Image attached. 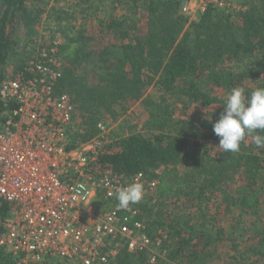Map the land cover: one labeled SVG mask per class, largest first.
<instances>
[{
  "label": "trees",
  "instance_id": "16d2710c",
  "mask_svg": "<svg viewBox=\"0 0 264 264\" xmlns=\"http://www.w3.org/2000/svg\"><path fill=\"white\" fill-rule=\"evenodd\" d=\"M48 2L0 0V129L5 111L15 107L1 94L8 66L15 67L13 73L24 67L28 56L22 57V53L32 50L27 44L36 35V24L42 21L45 10L39 6ZM128 2L130 9L145 6L146 28L136 33L127 25L116 31L123 42L101 48L95 47L88 25L104 27L101 32L121 28L117 18L99 15L105 0H79V10L52 7L58 13L55 31L61 40L41 47L55 46L57 56L67 64L57 89L71 96L81 116L82 130L69 136L68 148L97 135V123L104 111L115 117L117 108L113 106L126 109L131 102L142 101L149 110L150 134L132 133L116 140L102 149L98 160L124 175L143 173L149 180L158 178L160 197L193 194L205 202L198 218L200 225L194 226L189 218L183 225L177 220L172 226L178 244L167 253V260L173 263L190 258L191 264H209L217 255L214 248L218 243L230 238L235 251L229 255L232 260L228 264H264V227L248 230L249 225H243L249 245L242 249L234 241V229L228 232L212 226L204 217L209 201L219 193L228 206L234 203L241 213L249 210L259 215L264 207V153L256 150L252 136L264 135V130L246 135L242 142L250 140L249 150H222L215 162H208L200 151L202 140L219 141L213 124L223 111L227 93L242 87L250 96L254 89L264 87V0H245V9L237 12L212 5L193 20L180 12L181 0H145L142 5L141 0ZM18 29L23 35L17 34ZM236 58L234 69L230 64ZM247 79L255 83L249 86ZM148 87L159 94L158 100L145 97ZM213 106H217L216 111L211 110ZM237 176L244 181V192L233 196L222 185ZM9 213V204L0 202V233L5 231ZM196 240L201 246L193 249ZM145 255L124 247L116 258L119 264H141ZM13 263L11 255L0 249V264Z\"/></svg>",
  "mask_w": 264,
  "mask_h": 264
},
{
  "label": "built area",
  "instance_id": "2783aa9c",
  "mask_svg": "<svg viewBox=\"0 0 264 264\" xmlns=\"http://www.w3.org/2000/svg\"><path fill=\"white\" fill-rule=\"evenodd\" d=\"M181 1V12L196 17L212 5L227 4ZM37 51L34 56L28 49L22 70L9 72L1 87L4 100L15 107L5 111L0 129V202L10 206L0 249L11 255L13 264L64 259L105 264L118 253L113 243L121 241L132 252H153L139 207L119 209L114 193L134 180L146 190L159 181L143 173L124 175L98 160L109 130L106 122L97 123L94 138L68 148L76 107L68 93L57 89L61 58L55 46L39 45ZM100 197L113 203L103 212L95 205Z\"/></svg>",
  "mask_w": 264,
  "mask_h": 264
},
{
  "label": "rangeland",
  "instance_id": "374dc122",
  "mask_svg": "<svg viewBox=\"0 0 264 264\" xmlns=\"http://www.w3.org/2000/svg\"><path fill=\"white\" fill-rule=\"evenodd\" d=\"M48 1L49 2L46 5L40 4L39 6L42 10L45 9L43 11L41 10L42 21L36 24V35H34L32 40H30L27 44L28 46H31L34 56H38L37 50L39 48V45L41 46L44 43L46 45L56 42L59 43L61 40V34L55 31L57 27L55 17L58 14L55 9H80L78 5L79 0ZM128 1L129 0H105V4L101 7V14L99 15H101V17H105L106 15V17L113 16V18H117L121 23V28H115L112 31L108 28H105L101 32L100 29L104 27H100L96 23L93 24L92 27L88 25V31L91 32L93 36H95V47L101 48V46L105 44L119 45L121 42H123V40L120 39L116 31H119V29L123 30L125 27H128L127 25H129V30L135 31L136 33H140L141 30L146 28L147 11L145 9V6H142L140 10H138V8L130 9L131 4ZM144 1L145 0H141L142 3H140V5H142ZM243 2H245V0H227V4L221 8H225L227 11L237 12L239 10L245 9L246 6L245 4L243 5ZM52 7H55V9L53 10ZM124 15H127L128 17H124ZM188 17H190L192 20L196 19V16ZM108 22L110 21L108 20ZM17 34L23 35L22 29H18ZM23 43L26 44L27 42L25 43L23 41ZM25 50H27V47ZM25 55L29 57L27 51L22 53V57H25ZM60 62V68L64 73V69L67 64L62 59H60ZM236 62L237 58L230 64L233 67L235 66L234 69H237ZM8 69V73H12L15 70V67L9 65ZM253 83L255 82L252 80H246V84H248L249 86H252ZM222 92H220L221 95H223ZM145 97H152L154 100H158L159 94L153 87H148L145 90ZM114 107L117 108V116L114 117L113 115H111V113L104 111L103 118L98 121L106 122L109 126V130L103 134L105 137V144L103 148L110 143L116 142V140L130 136L132 133L148 135L150 134V128L148 125L150 116L148 107L145 103H142V101L131 102L127 105L126 109H122L120 105L113 106V108ZM216 109L217 106H213L211 110L216 111ZM80 126L81 116L79 111L76 109L73 125L71 129H69L68 135L70 136L76 130H82ZM193 139L194 138H191L192 141ZM202 141L204 145L201 146L200 151L205 154L208 162H215L216 160H218L220 153L222 152V149L218 147L219 141L205 139ZM248 143H250L249 139L245 143L242 142L240 145V150H249L250 146ZM256 150L264 153V148H256ZM156 171L159 174L161 172V168ZM153 179L158 180V178L155 177ZM243 183L244 181L237 176V178H235L233 181H230L227 184H223L222 186L224 191H227L228 193L230 192L233 196H238L244 192L243 189L245 185ZM222 199V193H219L216 194V197L212 198L209 201V207L208 210L205 211L204 216L205 219L208 220L206 223L210 222L212 226L218 225L228 232L229 230L234 229V232L236 231V237L234 236V241L235 243H238L240 245V248L244 249L247 245H249V240L247 234H243V228L241 227L243 225H249L248 230H252L254 226L264 227V207L260 209L259 215H253L249 212V210L246 213H241L239 211L240 206H237L234 203L228 206L227 203L222 201ZM112 204L113 203H111V201H109L105 197H100L99 200H96L95 203L97 207L96 209L101 212L109 209ZM139 205L140 206L138 207L142 215L144 216V219L148 221L146 232L151 236L154 243L153 252H144L146 253V257L144 261L141 259L139 262L141 264H191V260H189L190 258L184 259L183 262H180L178 260L173 263L167 260V253L173 250L178 244V238H176V232L172 228V226L177 224V220L183 225L185 224V220H189V218H192L190 223L194 226L200 225L201 221H198V218L202 216L201 210L205 207V202L198 200V198L193 194L182 195L171 193L169 196L163 198L158 196L157 186L154 189H144V196L143 199L139 202ZM93 220H95V217ZM155 220H160L161 222L155 224L153 222ZM241 230L242 234L239 237V235L237 234L241 232ZM248 230H245V232ZM199 241L200 240L194 241L195 245L193 247V245L191 244V247H193V249L199 248L201 246L200 244H198ZM201 243H203V241H201ZM113 244L118 248V253H120V251H122L124 247H126L125 243L122 241L120 243ZM231 246L232 241L230 238L227 241L218 243L216 248H214L217 252V255H214V261H209V264H213L214 262L218 261H220V264H228V262L232 260L229 255L234 254L235 251L231 248ZM135 254L140 255V253ZM155 255H157V258L155 257V260H153V257ZM116 256L105 264H119ZM56 264L83 263L78 260L71 261L64 259L60 262L57 261Z\"/></svg>",
  "mask_w": 264,
  "mask_h": 264
},
{
  "label": "clouds",
  "instance_id": "9594fccd",
  "mask_svg": "<svg viewBox=\"0 0 264 264\" xmlns=\"http://www.w3.org/2000/svg\"><path fill=\"white\" fill-rule=\"evenodd\" d=\"M223 111L213 124V132L219 138L218 147L225 153L240 151L246 135L264 130V87H258L248 96L242 87H233L226 95ZM257 148H264V135L252 136ZM119 209H128L139 203L144 196L142 183L132 181L114 193Z\"/></svg>",
  "mask_w": 264,
  "mask_h": 264
}]
</instances>
